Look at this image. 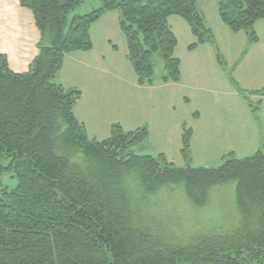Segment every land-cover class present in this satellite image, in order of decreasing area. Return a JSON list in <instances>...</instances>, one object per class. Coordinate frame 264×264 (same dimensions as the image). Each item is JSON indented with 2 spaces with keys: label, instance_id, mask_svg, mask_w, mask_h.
I'll return each mask as SVG.
<instances>
[{
  "label": "trees",
  "instance_id": "16d2710c",
  "mask_svg": "<svg viewBox=\"0 0 264 264\" xmlns=\"http://www.w3.org/2000/svg\"><path fill=\"white\" fill-rule=\"evenodd\" d=\"M75 13L84 0H22L40 30L39 53L25 73L13 71L0 54V264H264V151L230 153L216 167L194 166L192 130L184 126L185 165L165 154H137L148 128L125 131L115 123L110 137L90 138L74 107L82 91L57 81L65 56L93 47L90 28L118 10L127 57L139 84L179 81L178 44L169 17L188 22L198 44L215 43L198 0H100ZM222 20L258 40L264 0H218ZM221 64L223 55L217 52ZM248 99L256 118L257 108ZM11 171L18 181H2ZM144 195L184 184L195 204L207 203L216 185L237 182L240 227L220 234L178 239L147 226L135 205L131 182Z\"/></svg>",
  "mask_w": 264,
  "mask_h": 264
},
{
  "label": "crops",
  "instance_id": "0c3cea01",
  "mask_svg": "<svg viewBox=\"0 0 264 264\" xmlns=\"http://www.w3.org/2000/svg\"><path fill=\"white\" fill-rule=\"evenodd\" d=\"M21 1L0 0V54L6 55L13 71L25 73L39 53L41 33L33 11ZM198 2L215 43L190 49L197 38L188 22L180 15L169 17L178 40L179 81L164 82L162 63H158L155 81L139 84L127 57L118 10L104 13L91 25L90 50L65 56L57 81L81 89L74 113L90 138L110 137L115 123L125 131L146 126L145 146L180 166L185 165L181 153L185 125L192 130L194 166L211 167L230 153L245 157L260 148L264 151V19L256 21L258 40L250 43L244 30L235 32L222 20L218 0ZM217 52L223 55L224 65ZM231 76L259 108L258 118Z\"/></svg>",
  "mask_w": 264,
  "mask_h": 264
},
{
  "label": "rangeland",
  "instance_id": "374dc122",
  "mask_svg": "<svg viewBox=\"0 0 264 264\" xmlns=\"http://www.w3.org/2000/svg\"><path fill=\"white\" fill-rule=\"evenodd\" d=\"M210 1L214 0H207L206 4ZM100 4V0H84L75 11L88 12ZM134 151L137 154L156 155L142 143L134 146ZM223 162L224 160L211 167L219 166ZM1 178L8 189L14 188L18 181L11 171H4ZM131 186L132 196L143 222L154 231L185 240L207 233L230 232L240 227L236 181L213 187L205 204H195L188 199L184 184L162 188L149 195H144L135 181L131 182Z\"/></svg>",
  "mask_w": 264,
  "mask_h": 264
}]
</instances>
